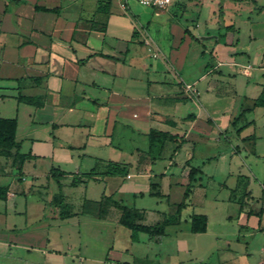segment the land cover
<instances>
[{
  "label": "crops",
  "instance_id": "crops-1",
  "mask_svg": "<svg viewBox=\"0 0 264 264\" xmlns=\"http://www.w3.org/2000/svg\"><path fill=\"white\" fill-rule=\"evenodd\" d=\"M35 4L47 9H36ZM129 11V2L122 9L117 0H0V116L17 119L15 135L20 152L30 151L33 155L20 164V172L27 168L30 176L25 187L14 189L13 183H3L8 185L4 201L12 207H16L17 194L36 188L41 174L52 177L50 170L57 168L64 172L61 190L71 205L72 216L99 218L96 201L102 182L90 179L71 185L70 181L74 174L87 172L94 166L102 171L107 161L125 165L128 171L125 178L134 176L133 168L137 176L148 179V185L153 177L167 180V190L175 185L181 197L185 186L191 184L185 199L187 205L195 192L196 177L202 172L199 167L200 172L189 181L194 137L216 131L228 133L230 128L236 130L238 143L233 150L241 162L245 163L250 156L264 157L258 150L264 143V107L254 106V99L264 92V50L251 52L256 58L253 65L236 59L238 52H246L235 50L232 40L220 41L219 35L234 32L236 27L233 23L220 24L225 11L219 3L218 18L214 19L218 23V36H212L209 50L214 62L205 65L199 78L219 71L230 81L228 89H224L219 87V80L207 78L202 89L196 86L199 78L190 82L181 75L184 52L178 59L174 55L176 50L170 47L162 50L143 25L138 27L139 19ZM230 24L232 27L227 30ZM223 27L225 31L220 33ZM185 29V34L200 39L190 28ZM184 82L193 83L196 100L184 91ZM18 93L41 96L43 103L35 107L18 102ZM238 108L244 112L232 123ZM246 113H250L248 118L244 117ZM150 129L183 136L184 141L178 147L172 141L166 165L157 163L169 140L149 151ZM23 146L27 151L21 150ZM182 150L186 157H179ZM44 161L50 166L41 170L37 166ZM88 165L89 169H81ZM248 169L258 180L261 196H256L250 187V176L239 171L228 195V201L237 208L234 239L238 242L240 237H248L244 257L254 259L246 264H264V238L260 236L264 224L257 218L264 212V176L259 179ZM4 172L0 171V178ZM96 177L107 185L112 178L99 174ZM17 179L26 181L27 176L23 173ZM65 184L71 189L63 190ZM159 186L162 187L160 183ZM76 194H82L77 209L67 201ZM254 201H261L260 207H255ZM52 207L57 213L58 209ZM139 209L144 216L143 209ZM193 213L206 215V229L202 232L207 231L209 214ZM218 240H221L219 248L233 250L230 239L218 237Z\"/></svg>",
  "mask_w": 264,
  "mask_h": 264
},
{
  "label": "rangeland",
  "instance_id": "rangeland-1",
  "mask_svg": "<svg viewBox=\"0 0 264 264\" xmlns=\"http://www.w3.org/2000/svg\"><path fill=\"white\" fill-rule=\"evenodd\" d=\"M128 2L131 10L129 14L134 13L139 19V22L136 21L138 27L143 25L162 50L167 51L169 47L170 50H176L174 55L178 59L181 52H184L180 72L190 82L204 73L207 63L214 62V55L209 50L212 36H218V23L214 19L218 18L219 3L225 11L223 18L219 19L220 24L233 23L236 27L234 32L228 31L219 35L220 41L232 40L235 50L246 52H238L236 59L248 61L253 65L256 58L251 52L256 54L264 50V0H172L162 9H153L136 0ZM187 27L200 39L185 34L184 29ZM220 31L223 33L224 27ZM249 53L251 54L248 56ZM220 69L223 70L222 67ZM207 78L219 80V87L228 89L227 83L230 80L227 75L216 71ZM207 78H199L196 86L203 89ZM237 111L239 112V108ZM249 115L250 113H246L244 117L248 118ZM21 135V131H18V137ZM207 135L209 136L206 137ZM207 135L194 137L196 145L191 165L202 169L195 180L194 195L189 203L181 208L180 221L167 225L166 234L159 240L151 241L146 233L139 232L138 240L132 241L130 230L117 221V209L111 211L110 217L105 219L87 215L59 218L49 204L51 195L57 191L56 181L53 177L46 178L41 174L36 188L25 189L23 194L16 195L15 208L0 199V264L253 263V257H244L245 247L248 245L245 241L248 237H240L238 242L234 239L237 235V208L228 201V195L241 171L250 176L249 185L255 195L261 196L258 180L249 174L248 167L262 179L264 157L250 156L245 163L241 162L233 150L234 145L238 143L236 130L233 128H230L228 133L216 131ZM173 143L169 141L165 145L158 165L167 164ZM27 149L24 146L21 148L22 151ZM258 150L264 153V143L260 144ZM204 153L207 157H204ZM181 156L186 157L187 153L182 150L179 154V157ZM39 165L37 167H41V170L50 166L45 161ZM89 165L82 166L81 169H89L92 164ZM20 169L18 161L12 163L11 158L0 156V171L6 173L0 178V183L11 182L14 189L25 187L30 182V176L27 168H23L21 172ZM131 171L134 172L131 178L109 175L112 178L108 185L103 180L105 185L101 183V190L107 194L112 193L113 198L120 199L129 206L143 209L144 216L140 220L143 223H155L162 216L175 211L176 203L182 198L177 186L167 190V180L153 177L152 181L160 183L162 187L159 186V195H151L147 192L148 179L137 176L133 168ZM23 173L27 180L19 181L17 177ZM66 179L63 181L66 182ZM68 189L71 187L65 184L63 190ZM141 191L144 193L139 194ZM80 195L76 194L67 200L74 204L75 209L81 202L82 194ZM254 205L260 207L261 201H254ZM204 211L210 217L209 228L205 232H192L189 228V214ZM257 218L264 224V212ZM260 236L264 238V233ZM218 237L230 239V247L233 250L219 248L217 245L221 240H218Z\"/></svg>",
  "mask_w": 264,
  "mask_h": 264
},
{
  "label": "trees",
  "instance_id": "trees-1",
  "mask_svg": "<svg viewBox=\"0 0 264 264\" xmlns=\"http://www.w3.org/2000/svg\"><path fill=\"white\" fill-rule=\"evenodd\" d=\"M255 1V0H251ZM36 9H47L40 7L35 4ZM232 25H227L226 29L231 28ZM185 31H187L185 29ZM18 102L27 103L35 107L42 105L43 100L38 95H23L18 93ZM254 106L264 107V92H260L259 95L254 99ZM244 109L240 110L234 117L232 123L243 114ZM16 126L17 119L15 117H2L0 116V156H4L12 159V163L18 161L20 164L23 163L27 158L33 157L30 151L20 152V144L16 140ZM149 151L153 150V147L158 144L164 143V141L177 142L176 147L184 141L183 136H179L176 133H169L166 131L150 129L148 134ZM200 172L199 167L191 166L188 170L189 181L194 179V176ZM51 176L54 178L57 184V191L51 195L49 204L58 209L57 215L59 218H67L72 216L74 213L71 210V205L65 201L64 194L61 190V177L64 175L62 170L57 168L50 170ZM105 175H121L126 176L128 174L127 167L121 165L118 162L107 161L102 171H97V166L91 168L87 172L81 174H74L71 177L70 184L76 185L80 182H87L90 179L100 180L104 186L103 180L98 179L96 176ZM83 177V178H82ZM191 191V184L185 186L181 201L176 203V209L169 215H164L162 218L155 223H143L140 220L143 218V212L135 207L129 206L123 203L120 199H115L111 194H106L102 189L99 199L96 201V214L99 218H106L109 216L110 209L115 208L118 210L117 221L121 225L125 226L130 230V239L132 241L138 240V233L144 232L147 234L148 239L151 241H157L162 235L165 234V227L170 224H176L180 221V210L186 205L185 199L188 197ZM8 192V185L0 183V199L5 200ZM148 194L159 195L160 190L157 182L150 181ZM86 208L84 204V209ZM206 215L202 213H192L190 215V230L192 232H202L206 229Z\"/></svg>",
  "mask_w": 264,
  "mask_h": 264
},
{
  "label": "built area",
  "instance_id": "built-area-1",
  "mask_svg": "<svg viewBox=\"0 0 264 264\" xmlns=\"http://www.w3.org/2000/svg\"><path fill=\"white\" fill-rule=\"evenodd\" d=\"M119 6L122 9H126L128 7L129 0H117ZM138 3L151 7L153 9H162L166 8L172 0H136ZM184 91L188 94L189 97L196 100L197 99V90L193 86V83L184 82Z\"/></svg>",
  "mask_w": 264,
  "mask_h": 264
}]
</instances>
